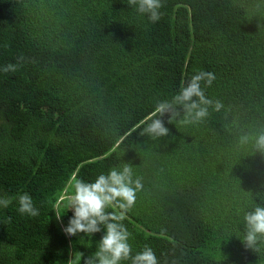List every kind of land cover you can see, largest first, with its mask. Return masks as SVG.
Listing matches in <instances>:
<instances>
[{"label":"trees","instance_id":"16d2710c","mask_svg":"<svg viewBox=\"0 0 264 264\" xmlns=\"http://www.w3.org/2000/svg\"><path fill=\"white\" fill-rule=\"evenodd\" d=\"M150 23L128 0H0V264H66L92 238L62 231L78 180L113 167L142 178L124 225L133 255L159 264H264L245 247L244 216L264 206V153L242 135L264 131V0H162ZM196 70L223 103L198 125L162 119L141 135L158 101ZM73 176H75L73 178ZM28 193L39 215L18 212ZM65 212L58 222L54 208ZM124 264H130L125 261Z\"/></svg>","mask_w":264,"mask_h":264},{"label":"clouds","instance_id":"9594fccd","mask_svg":"<svg viewBox=\"0 0 264 264\" xmlns=\"http://www.w3.org/2000/svg\"><path fill=\"white\" fill-rule=\"evenodd\" d=\"M128 4L147 17L150 23H157L161 18L162 0H128ZM17 64H8L0 71L15 72ZM216 80L213 72L196 70L180 91L169 101H158L154 110L141 122L143 132L152 139L166 137L169 129L165 127L163 117L169 116L168 123L178 120L181 125H198L209 116V109L219 112L223 103L212 100L205 95L204 87H212ZM255 141L257 151L264 153V131L256 136L242 135L240 143ZM75 176H73L74 178ZM142 178H133L132 167L125 164L122 168L113 167L106 174L98 175L93 181L78 180L67 202L66 214L72 217L62 231L68 238L81 236L94 237L103 233L96 244V251L85 258L79 251H70L66 264H159L151 246L145 245L141 251L133 255L129 243L130 233L123 221L127 213L135 206L137 192L142 190ZM11 200L0 197V207L7 208ZM18 212L21 215L35 217L39 210L34 206L28 193L18 196ZM56 219L62 223L66 215L58 206L53 209ZM245 232L243 243L248 249H255L257 244L264 241V206H257L244 216ZM59 264V262H57Z\"/></svg>","mask_w":264,"mask_h":264}]
</instances>
